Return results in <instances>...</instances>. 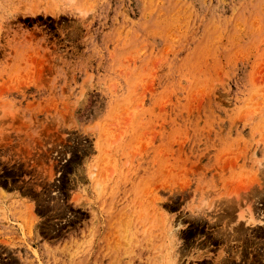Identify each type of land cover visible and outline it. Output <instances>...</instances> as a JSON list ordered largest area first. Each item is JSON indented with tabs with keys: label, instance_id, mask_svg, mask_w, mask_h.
<instances>
[{
	"label": "rangeland",
	"instance_id": "obj_1",
	"mask_svg": "<svg viewBox=\"0 0 264 264\" xmlns=\"http://www.w3.org/2000/svg\"><path fill=\"white\" fill-rule=\"evenodd\" d=\"M0 264H264V0H0Z\"/></svg>",
	"mask_w": 264,
	"mask_h": 264
},
{
	"label": "crops",
	"instance_id": "obj_2",
	"mask_svg": "<svg viewBox=\"0 0 264 264\" xmlns=\"http://www.w3.org/2000/svg\"><path fill=\"white\" fill-rule=\"evenodd\" d=\"M25 199L28 200V198L23 197V196L19 199L21 202H23L20 206L25 207V206L29 205L30 203H32L31 201H30L29 203H25V202H24ZM23 207H20V208L23 210Z\"/></svg>",
	"mask_w": 264,
	"mask_h": 264
},
{
	"label": "bare ground",
	"instance_id": "obj_3",
	"mask_svg": "<svg viewBox=\"0 0 264 264\" xmlns=\"http://www.w3.org/2000/svg\"><path fill=\"white\" fill-rule=\"evenodd\" d=\"M203 213H204V212H203ZM201 214H202V213L200 212L198 215L200 216ZM198 215H197V216H198ZM203 216H204V215H203ZM253 223H254V224H250V226H252V227H253V226H257V225L255 224V222H253ZM259 223H260V222H259ZM227 229H228V228H227ZM227 229H225V230H227ZM230 230H231L232 233H234V232L232 231V228H231ZM221 232H222V231H221ZM225 232H226V231H225ZM225 237H226V236H225ZM225 258H227V255L224 256V259H225Z\"/></svg>",
	"mask_w": 264,
	"mask_h": 264
}]
</instances>
